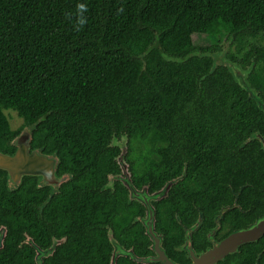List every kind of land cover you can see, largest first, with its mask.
<instances>
[{
	"label": "trees",
	"instance_id": "16d2710c",
	"mask_svg": "<svg viewBox=\"0 0 264 264\" xmlns=\"http://www.w3.org/2000/svg\"><path fill=\"white\" fill-rule=\"evenodd\" d=\"M79 3L87 12L77 28ZM219 30L264 33V0H0V134L30 131L31 148L56 153L69 175L63 197L85 198L54 231H86L98 216L95 231L134 221L120 183L118 201H108L120 169L112 139L121 135L162 136L166 163L177 155L182 169L210 179L264 181V65L229 57L252 67L259 102L215 57ZM5 111L23 120L18 130Z\"/></svg>",
	"mask_w": 264,
	"mask_h": 264
},
{
	"label": "flooded vegetation",
	"instance_id": "af4514ba",
	"mask_svg": "<svg viewBox=\"0 0 264 264\" xmlns=\"http://www.w3.org/2000/svg\"><path fill=\"white\" fill-rule=\"evenodd\" d=\"M243 37H249L244 49L237 50L242 37L225 35L217 45L222 48L229 44L228 49L225 47L228 57L238 61L246 58L254 65H264V54H246L254 47L264 48V33ZM211 45L216 50L215 45ZM215 57L219 60L217 55ZM23 134L30 137V131L24 130L20 135ZM20 135L6 141L0 134V155L15 156L18 151L16 140ZM124 139L126 165L119 160L120 144ZM112 144L118 149L116 160L120 169L110 176L107 188L112 192L108 201H112V206L118 201L114 189L120 183L128 191L124 209L133 206L138 210L132 213L134 221L126 224L123 221L120 227L112 224V220L109 225L101 224L106 231H95L98 216L85 222L91 226L90 229L86 227V231L76 227L74 231H54L51 224L62 211L66 221L73 215L75 218L83 207L85 198L82 195H69L67 200L63 197L69 194L64 186L69 175L62 173L58 166L53 180L24 176L20 181L0 164V264H164L160 260L162 255L173 264H196L194 255L200 257L264 217V181L255 178L210 179L206 171L204 174L197 169H182L181 161L185 159L177 155L168 164L163 157L167 142L152 133L121 135L120 139L114 137ZM36 150L41 151L31 148L30 152ZM46 155L57 156L56 153ZM164 174L166 177L174 174V177L155 190L161 186ZM65 176L68 178L63 180ZM112 177L121 178L112 183ZM123 179L130 181L140 193L145 192L148 196L145 199H151L155 210L151 233L157 241L146 227V200H133ZM96 190L97 186L94 187ZM163 191L166 194L162 198H151ZM135 224H138L137 229ZM42 251L46 254L39 261ZM157 258L158 261H145ZM216 264H264V233L256 240L242 242L236 252L227 254Z\"/></svg>",
	"mask_w": 264,
	"mask_h": 264
},
{
	"label": "water",
	"instance_id": "95a60500",
	"mask_svg": "<svg viewBox=\"0 0 264 264\" xmlns=\"http://www.w3.org/2000/svg\"><path fill=\"white\" fill-rule=\"evenodd\" d=\"M218 51V50H217ZM218 58L220 63L227 67L230 73L233 75L235 81L246 91H248L250 97L256 99L260 102V97L256 90L252 87V84L249 81V75L252 71V67L244 69L238 63L232 61L227 56L224 50L218 51ZM262 105V104H261ZM263 106V105H262ZM117 141L115 140V145ZM126 141L124 139L123 143L120 144L122 150L119 160L125 164L124 155L126 152ZM16 145L18 147L17 154L13 157L0 155V164L4 169H7L13 178L22 180L24 176H37L42 177L43 179L53 180L55 179L56 170L59 166V159L56 155H46L41 151L30 152L31 150V140L27 134L20 135L16 140ZM119 145V144H118ZM68 177H63V180H66ZM121 177H112L110 182L119 180ZM125 184L130 188L131 198L133 200H143L147 204L148 209V220H146V227L150 231L151 236L156 239L155 235L151 233L153 229V221L155 217V210L151 206V199H145L148 197L145 192L140 193L133 184L123 179ZM166 194V191L158 192L151 196L152 199L156 200L162 198ZM145 199V200H144ZM264 233V217L259 219L255 224L249 227L246 230L240 231L228 238L224 243L217 244L214 249L210 250L207 253L202 254L200 257L194 255L196 264H216L219 260L224 259L225 256L229 253L236 252L240 244L244 241L256 240ZM157 241V239H156ZM46 254V252H39V261L41 257ZM195 253H192V255ZM164 264H173L166 256L161 257ZM146 262L158 261L157 259H148ZM41 264V263H40Z\"/></svg>",
	"mask_w": 264,
	"mask_h": 264
},
{
	"label": "rangeland",
	"instance_id": "374dc122",
	"mask_svg": "<svg viewBox=\"0 0 264 264\" xmlns=\"http://www.w3.org/2000/svg\"><path fill=\"white\" fill-rule=\"evenodd\" d=\"M215 35H217L215 37V41L213 42V39L212 40H207V42L204 43L202 48H204V46L210 45L213 42V45H215L216 50H218V51L224 50L226 52V54H227V51H226L225 47L227 46V49H228V47H230L229 44H226L222 48H219L220 45L218 46L217 43H216L217 41L219 42V41H223L224 40L225 33H223V31L219 30V31L215 32ZM241 40H242V44L239 47H237V50L244 49L245 46H247V44L249 42V37H242ZM210 46H212V45H210ZM217 56H218V53H217ZM5 115L9 119L13 129H19L22 126L23 120L17 115V113L15 111H5Z\"/></svg>",
	"mask_w": 264,
	"mask_h": 264
},
{
	"label": "clouds",
	"instance_id": "9594fccd",
	"mask_svg": "<svg viewBox=\"0 0 264 264\" xmlns=\"http://www.w3.org/2000/svg\"><path fill=\"white\" fill-rule=\"evenodd\" d=\"M86 12H87V5L85 3H79L77 5V21H76L77 28H80L85 25L86 17L84 14Z\"/></svg>",
	"mask_w": 264,
	"mask_h": 264
}]
</instances>
